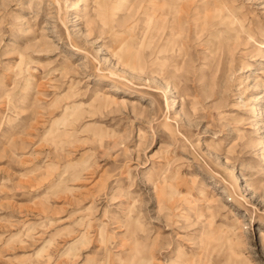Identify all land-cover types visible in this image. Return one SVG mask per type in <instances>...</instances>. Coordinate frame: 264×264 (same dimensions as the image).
<instances>
[{
	"label": "rangeland",
	"instance_id": "374dc122",
	"mask_svg": "<svg viewBox=\"0 0 264 264\" xmlns=\"http://www.w3.org/2000/svg\"><path fill=\"white\" fill-rule=\"evenodd\" d=\"M169 2L0 0V264H264V0Z\"/></svg>",
	"mask_w": 264,
	"mask_h": 264
},
{
	"label": "bare ground",
	"instance_id": "6f19581e",
	"mask_svg": "<svg viewBox=\"0 0 264 264\" xmlns=\"http://www.w3.org/2000/svg\"><path fill=\"white\" fill-rule=\"evenodd\" d=\"M170 2H171V0H170ZM166 6H167V4H166ZM221 23H224V21H222ZM231 23H232L231 21L229 23L225 22V24H227V25H230Z\"/></svg>",
	"mask_w": 264,
	"mask_h": 264
}]
</instances>
